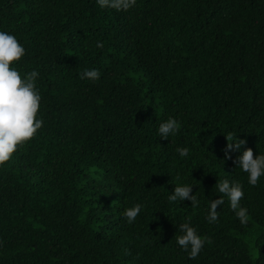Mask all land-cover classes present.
Instances as JSON below:
<instances>
[{"label": "trees", "instance_id": "16d2710c", "mask_svg": "<svg viewBox=\"0 0 264 264\" xmlns=\"http://www.w3.org/2000/svg\"><path fill=\"white\" fill-rule=\"evenodd\" d=\"M0 30L25 48L11 66L38 72L43 121L0 164V264H264V177L249 185L224 151L237 136L264 154V0H0ZM223 179L242 184L244 224ZM182 183L197 205L168 200ZM184 222L205 239L194 259Z\"/></svg>", "mask_w": 264, "mask_h": 264}, {"label": "clouds", "instance_id": "9594fccd", "mask_svg": "<svg viewBox=\"0 0 264 264\" xmlns=\"http://www.w3.org/2000/svg\"><path fill=\"white\" fill-rule=\"evenodd\" d=\"M101 8H114L116 10H127L134 5L135 0H96ZM97 47L102 45L97 42ZM25 54V48L18 42L15 35L6 30H0V164L8 161L19 145L30 140L37 130L42 127V119L37 113L40 108L41 95L36 86L38 72L21 73L10 62L19 61ZM81 78L96 80L100 76L97 69H86L81 74ZM179 129V121L168 117L158 126L157 132L161 139H167L175 135ZM229 143L225 148V158L232 159V151L239 152L233 159V163L241 171L247 173V182L255 186L261 177H264V154L258 152L253 155L252 148H244V139L227 138ZM179 155L184 157L188 154V149L178 148ZM193 184L182 183L174 186L168 200L171 202L189 200L192 205H197L196 195L192 193ZM216 191L227 197L229 206L235 211L236 217L241 224L247 221V209L240 205V200L244 196L242 184L238 181L223 179L216 183ZM192 193V194H190ZM224 199L220 196L210 199L208 204L207 220L211 223L217 220V207L223 205ZM143 205L134 204L124 210V217L128 223L134 222L141 212ZM180 235L176 237V244L189 254V258L194 259L205 243V239L198 234L197 229L189 222L179 225Z\"/></svg>", "mask_w": 264, "mask_h": 264}]
</instances>
